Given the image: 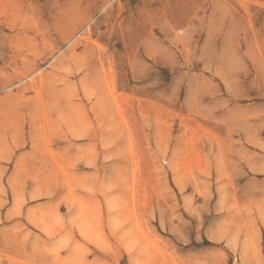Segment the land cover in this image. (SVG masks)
Returning a JSON list of instances; mask_svg holds the SVG:
<instances>
[{"label": "rangeland", "instance_id": "rangeland-1", "mask_svg": "<svg viewBox=\"0 0 264 264\" xmlns=\"http://www.w3.org/2000/svg\"><path fill=\"white\" fill-rule=\"evenodd\" d=\"M0 264H264V0H0Z\"/></svg>", "mask_w": 264, "mask_h": 264}]
</instances>
